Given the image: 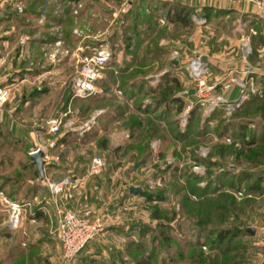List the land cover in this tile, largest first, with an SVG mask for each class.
Here are the masks:
<instances>
[{
	"label": "rangeland",
	"instance_id": "1",
	"mask_svg": "<svg viewBox=\"0 0 264 264\" xmlns=\"http://www.w3.org/2000/svg\"><path fill=\"white\" fill-rule=\"evenodd\" d=\"M20 1L24 3L23 11L16 6ZM31 1L0 0V33L8 36L6 42L1 40L4 36L0 39V85L9 86L12 91L11 100L2 107L9 114L10 125L25 129L22 133L25 142H22L15 138L9 128H0V190L9 196L22 184L17 195L23 199L32 184L45 179L35 195H39L38 201L43 206L49 194L46 198L43 195L51 192V183L60 181L68 171L67 176L71 181L60 192H67V197L63 196L61 201L64 199L66 205L79 210L92 207L103 214L106 223L105 230L89 242L71 264H138L137 260L142 252L135 249L131 242L142 239L149 245L154 234L163 229L176 239L174 247L180 246L187 254L185 259L169 263L190 264L188 256L193 248L188 247V243L194 239L197 227L188 213L200 206H207L210 201L229 203L232 201L231 196L236 203L235 212L228 216L223 213L226 219L222 222L219 219L217 223L230 227H258L264 224V192L254 196L255 200L246 204L244 199L247 196L229 185L215 193L212 190L207 194L203 193V197L190 189V178L187 175L190 170L204 175L202 180H198L202 185L208 181L206 166L197 160V156L212 157L222 161L225 166L235 162L230 152L220 151L222 145H229L233 139L226 140L225 136L214 133L212 129L220 121L234 118L236 112L227 115L223 111L221 116L213 118V112H206L193 96L184 93L186 87H191L192 91L193 86L185 67L187 60L176 67L180 82L165 88L161 93L164 96L129 97L121 84V78H118L116 85L122 92H116L109 99L75 94L76 47L80 44L98 43L95 36L111 43L110 36L119 24L121 14L131 8L128 0H82L87 9L77 19L75 17L73 22V31L78 26L82 35L74 32L72 42L63 38L60 23L49 25L45 15L37 16L32 10L29 11ZM141 1L146 3L145 0ZM136 7L138 6L135 5L134 8ZM202 17L206 19L205 22L196 20L192 15V25L185 26L174 21H163L158 16L151 40L145 39L140 49L143 52L156 46L162 47L165 52L158 54L156 59L140 62L128 69L126 77L133 79L143 76L148 78L150 85H160L162 75L170 69V61L174 59L176 49L182 53L179 55L183 59L189 58L193 50L198 49L205 58L226 62L231 57L240 56L245 61L258 59L256 63L264 66V34L263 38L260 37L262 29H258V25H251L254 21L249 22L244 27L245 30H241V35L236 34L239 38L236 40L237 37L233 38L232 32L235 24L233 16L224 18L214 14L208 19ZM5 29L9 30L6 34ZM49 34H58L64 40V45L71 46V53L60 61L54 62L49 58L48 52L55 40H42ZM245 42H249L252 47L249 57L244 53ZM118 70L115 69L116 72ZM174 94L181 95L184 100L182 109L174 113L180 133H186L191 113L198 109V126L192 128L191 137H187L185 141L173 134V126L164 119L158 120L160 129L154 133L150 131L156 118L155 112L148 113V110L153 109L150 106L153 97L169 99ZM140 99L138 110L137 102ZM119 107L123 108L121 116H112L111 109ZM61 115H64L65 120L62 129L56 134L48 133L49 120ZM254 118L255 126L258 119L264 122L263 113L256 112ZM87 122L90 125H86ZM205 122L208 123V129L204 127L207 126ZM2 125L1 123L0 127ZM201 127L207 129L206 133L197 135L196 129ZM42 132H45V138L56 140L52 148L56 157H51L46 163L45 178L35 172L30 154L40 142L38 134ZM61 137L66 140L61 142ZM153 142L157 145H153ZM236 145L240 143L236 142ZM97 153L105 156L107 164L99 174H89L91 159ZM60 163H65L67 169L61 170ZM177 163L180 168L174 171V164ZM262 164L264 165V155ZM195 165H202L204 169L197 171ZM214 169L218 170L219 167ZM131 186H141L145 191H161L166 199L159 202L148 201L144 193L132 192ZM71 190L73 194L69 193ZM35 196L32 193L29 197L32 202L37 201ZM1 198L0 196V264H67L58 235L50 232V228L56 226L58 217L54 215V220H51L42 207L40 209L44 211V216L33 221L29 209L21 228L11 229L7 225V205ZM33 204L36 206L35 202ZM156 207L162 208L161 212L169 217L175 214L172 217L174 219L154 217ZM218 217L220 216L217 214L216 218ZM144 225L147 226L146 230L140 232ZM237 241L247 242L252 247L243 253L233 250L225 258L236 256L240 252V256L250 257L249 263L243 264H260L264 261V240L259 235L243 233L234 240ZM202 249L209 257L216 255V251H211L206 245ZM164 251L166 249L159 251V256L154 259L161 258V252Z\"/></svg>",
	"mask_w": 264,
	"mask_h": 264
},
{
	"label": "trees",
	"instance_id": "2",
	"mask_svg": "<svg viewBox=\"0 0 264 264\" xmlns=\"http://www.w3.org/2000/svg\"><path fill=\"white\" fill-rule=\"evenodd\" d=\"M80 1L82 0H32L29 3V11L32 10L37 16L44 14L46 17V23L49 25L60 23L62 25L61 29L63 31V38L66 41L68 40L72 42L75 38L73 31V22L75 18L73 7ZM135 5L138 7L134 8ZM59 6L62 7L58 10ZM161 6V4H147L141 0H134L131 4V8L121 14L119 24L110 36L113 56L109 63V67L106 70L107 78L101 81V84L104 86V91L100 94L92 95V98L102 97L104 99H109L114 96V94H116L115 88L118 87L116 85L118 78H121V84L124 86V91L129 97H140L142 95L160 96L165 88L180 82V75L176 72L177 64L173 60L170 61V69L168 72L162 75L160 85H150L148 78L143 76L134 77L133 79L130 76L126 77L128 69H131L140 62L146 63V61L149 62L152 59H156L158 54L165 52V49L156 46H151L143 52H141L140 49V45L145 39H150L153 36L154 26L157 22L156 20L158 19ZM85 9H87V6L84 4L80 14H83ZM192 13V6L185 3H179L178 5H175L173 9L169 8L166 15L169 21L189 26L193 23ZM57 37L58 34H49L46 39H43V41H53ZM260 37L263 38L262 35ZM115 69L119 70L116 72ZM37 70L35 73H37ZM163 98L165 97H153V102L150 105L153 106V109L152 111L148 110V113H156V118L153 120L154 126L150 127L151 133L160 129L161 124L158 122L160 119H164L173 126L172 132L176 137H179L184 141L187 140V137L191 135L192 128H194L195 125L198 126V123L196 124V119H198L196 118L198 109H195L193 113H191V119L187 125L188 130L186 133H180L178 120L174 117V113H178L182 109L184 101L183 97L174 94V96L169 99ZM141 100L142 99L137 102L138 110ZM120 108L122 107L111 109L110 112H113L111 115L115 117L121 116L123 108L122 110ZM223 111L222 108H218L213 112L211 117L214 118L216 116H221ZM256 112L264 114V93H253L249 99L234 111L236 114L234 118L220 121L216 127L212 129L214 133L221 136H231L233 139L232 143L229 145H222L220 151H226V153L230 152L234 156L235 162H231L229 165L225 166L222 165V161L216 160L212 157L208 156L200 158L197 156V160L206 166L208 181L206 180L207 182L204 183L205 185H202L198 180H202L204 175L198 174L193 170L188 171L187 175L190 178V189L193 193L195 192L194 194L203 197L201 195L203 193L207 194L211 190L215 193L220 188L229 185L233 190L241 191L246 195L247 197L244 199V202L248 204L252 200H255L254 196L264 192V170L262 169V158L264 155V122L261 121L260 123L257 121L256 126L251 125L252 122H255L254 114ZM207 120V122H209V119ZM136 122L139 123L140 121ZM207 122H205V125L208 124ZM204 127L207 129L209 128L208 125ZM207 129L202 127L198 128L196 129V134L201 135V133H206ZM13 135L16 139L19 138L22 142L24 141L15 133H13ZM64 140L66 139L61 137L60 141L64 142ZM236 142H239L240 145H236ZM31 165H33L35 172L39 173L33 161ZM218 167V170L214 169ZM179 168L178 163L174 164V171ZM44 180L45 179H40L37 183L32 184L30 191L26 193V197L23 199H20L17 195L23 186L22 184H20L16 190L13 191V194H10L9 196L20 201H31V198L29 197L32 193L34 196L37 194L36 190L41 188ZM194 180H197V182H194ZM140 192L146 195L148 201L159 202L166 199V195L161 191H145V189H143ZM228 196H230V194H228ZM231 200L232 201L229 203L218 201L215 203L210 201V204L207 206H200V208L195 209L194 211L192 209V212L188 213L189 216L193 217L195 226L197 227V233H195L194 239L190 240L188 243V247L193 248V252L188 256L190 257V264L249 263L250 257L240 256V252L236 256L225 258L233 250L242 251L243 253L248 250V248L252 247V244L249 245L244 241L234 242V240L243 233L252 235L246 229L247 225L230 227L229 225H223L222 223L216 222L219 219L221 222L224 221V219H226L224 214L227 216L233 214L232 212L234 211L236 203L232 196ZM161 210L163 209L156 207L153 211V216L156 218L166 217L170 220L174 219L172 218L175 216L174 213V215L169 217L165 213H162ZM43 212L44 211L40 209L38 205L35 206V216L37 218L44 216ZM236 212L238 213V211ZM217 214L220 216L218 219L216 218ZM146 228L147 226L144 225V228H141L140 232H144ZM175 240L176 239L173 238L172 235L166 233L164 229L154 234L149 245L142 239L136 241L133 240L131 242L132 246L142 252V256L137 260V263L170 264V261L175 262L185 259L187 256L186 252L183 251L184 249L180 246L174 247L176 246L173 245ZM204 245L208 246L211 251H216V255L209 257L205 254L202 249ZM162 249H166L163 253L161 252L162 257L157 260L154 259L159 256V251H162ZM260 264H264V261Z\"/></svg>",
	"mask_w": 264,
	"mask_h": 264
},
{
	"label": "built area",
	"instance_id": "3",
	"mask_svg": "<svg viewBox=\"0 0 264 264\" xmlns=\"http://www.w3.org/2000/svg\"><path fill=\"white\" fill-rule=\"evenodd\" d=\"M249 1L253 2L264 14V0ZM16 6L18 10H24V3L22 1L17 3ZM83 6L84 2L80 1L73 7V13L76 19L80 15ZM193 17L201 22H205L206 20L197 14H193ZM74 32L82 35V30L78 26L74 28ZM95 37L99 41L98 43L93 45L80 44L75 49L76 74L74 76V91L76 95L92 96L104 91V86L101 84V81L107 78L106 70L112 59L113 49L111 43L101 40L98 36ZM244 45L245 56H248L252 52V47L249 42H245ZM48 53L50 60L54 62L60 61L64 56L71 53V46L64 45V40L60 37L54 41ZM174 53V57H178L180 51L176 49ZM185 67L193 86L192 91L191 87H186L184 93L193 96L196 103L208 113L222 108L225 114L231 115L250 96L248 82L244 77L239 75L238 69H228L220 77H216L211 62L198 49L193 50ZM250 70L251 66L247 63L246 71L249 72ZM235 86L240 87V95L237 98H231L228 96V92ZM253 90H256V88L253 87ZM115 91L117 93L122 92L119 87H116ZM11 96V88L6 85H0V105L10 101ZM64 124V115L52 117L49 120L47 131L48 133L56 134L62 129ZM86 125H90V122H87ZM45 137V132L38 134L40 142L35 145L31 152L43 150L45 152L44 158L48 162L51 157H56L52 152L56 140ZM225 138L231 141L230 136H225ZM154 144L157 145L156 142H153ZM106 164L107 160L103 154H95L91 159L88 169L89 174H99ZM194 168L197 171H201L204 169V166L195 165ZM70 181L71 178L66 175L60 181L51 183V190L55 194H58L64 190L65 184ZM0 196L7 205V225L11 229L21 228L29 209L31 219L33 221L37 219L35 216V205L32 201L13 199L2 190H0ZM57 212L58 219L56 226H52L50 232L58 235L63 248V257L67 261V264H71L77 254L105 230V219L102 213L95 211L92 207H87L83 210L73 207H57ZM256 234L264 240V224L257 227Z\"/></svg>",
	"mask_w": 264,
	"mask_h": 264
},
{
	"label": "crops",
	"instance_id": "4",
	"mask_svg": "<svg viewBox=\"0 0 264 264\" xmlns=\"http://www.w3.org/2000/svg\"><path fill=\"white\" fill-rule=\"evenodd\" d=\"M128 1H129V4L131 5L134 0H128ZM145 1L147 4H161L162 5L161 9L159 11V17H160V19L162 18L163 21L168 20L166 13H167L169 8L173 9L175 7V5H178L179 3H185V4H188V5L193 7L192 15L198 14L200 16H205L207 19L209 18V16H212L214 14L222 15V16H224V18H228V16H233V19L235 20L234 21L235 24L232 28V32L234 33L233 38L236 36L237 33H239V35H241L242 34L241 30H243L244 27H246L249 22L251 23V21H254V23H255L254 24L252 22L251 25L253 24L256 27L258 25V29H260V30L262 29L261 35L264 34V14L260 11V9L253 2H251L249 0H145ZM42 15L44 16V14H42ZM8 31H9L8 29H5L4 34H6ZM254 31H255V29H254ZM255 32H257V30ZM2 34L3 33H0V39L2 36H4V37H2L3 39H1V40L3 42H6L8 36L2 35ZM46 38H43V39H46ZM58 38H60V36H58L56 39H58ZM235 39L239 40L238 37ZM180 54H182V53H180ZM173 58L174 59H172V60L173 61L177 60V62H175V63L179 66H181L183 64V62L188 60L187 57H186V59H183V57H181L180 55L178 57H173ZM206 58L209 59V61L211 62L212 67L214 69V75L216 77H220V75L222 73H224L226 69L227 70L231 69V68L238 69L239 75L241 77H244L248 82L250 96L253 93H259V94L264 93V66L260 65V63H256V61L258 59L252 60V61L250 60L251 61L250 62V61H245L243 59H240V56H238L235 58L234 57L229 58L230 62L229 61L225 62L224 60L220 61L216 58H208V57H206ZM247 63H249L251 66V70L249 72L246 71ZM222 69H224V70H222ZM38 75H40V73ZM40 81H41V79H40ZM253 87L256 88V90H253ZM239 95H240V87L239 86L233 87L228 92V96H230L231 98H237V97H239ZM250 96H249V98H250ZM2 106L3 105H0V124L2 123L3 125L0 128L1 129L2 128H9L18 137L24 138V137H22V133L24 132L25 129L23 127H17V126L12 125V124L10 125L9 114L4 111V108ZM8 110L10 111V109H8ZM258 122L261 123V120L258 119ZM251 125L255 126V123L252 122ZM55 163L57 165L59 164L56 161H55ZM60 166H62L61 170H66L68 167L65 163H60ZM262 169L264 170V165L262 166ZM66 175H69L68 171L66 173H64L63 176H66ZM50 191H51L50 193L43 195L44 198H46L47 195L49 194V198L46 199V201L43 203V206H41L42 202L38 201L39 195L35 196L37 201H33V202H35V204L38 205L39 208H42V207L45 208V211H47L49 214V218L51 220H54V218H53L54 215H56V217H58L57 207L67 208V207H73V206L66 205L64 203V199H62V201H61V198H63V196H66L67 192L66 193H60V194H54L52 192L51 188H50ZM72 191L73 190H71L69 193L73 194ZM263 244H264V242H263Z\"/></svg>",
	"mask_w": 264,
	"mask_h": 264
},
{
	"label": "water",
	"instance_id": "5",
	"mask_svg": "<svg viewBox=\"0 0 264 264\" xmlns=\"http://www.w3.org/2000/svg\"><path fill=\"white\" fill-rule=\"evenodd\" d=\"M177 62V60H175ZM31 158L33 163L36 165L38 172L40 173V176L42 178H45V165L47 163V160L44 158L45 152L43 150H38L31 152ZM130 190L132 192H140L143 190L141 186H131ZM246 229L251 233L255 234L257 227L255 225L247 226Z\"/></svg>",
	"mask_w": 264,
	"mask_h": 264
}]
</instances>
